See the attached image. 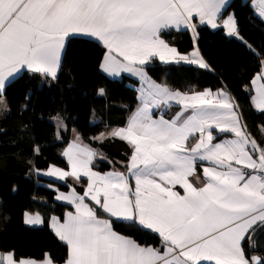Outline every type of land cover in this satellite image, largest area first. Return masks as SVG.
<instances>
[{"label":"snow or ice","instance_id":"snow-or-ice-1","mask_svg":"<svg viewBox=\"0 0 264 264\" xmlns=\"http://www.w3.org/2000/svg\"><path fill=\"white\" fill-rule=\"evenodd\" d=\"M259 3L264 22V0ZM229 7V0H0V97L7 82L25 71L55 80L73 38H95L105 50L100 68L106 74L127 72L144 85L127 124L93 137L127 143L124 171L94 170L98 153L77 133L62 152L64 167L49 164L44 172L55 200L70 209L47 221L66 247L62 264H264V256L249 255L257 250L252 237L264 232V142L246 130L227 91L184 93L148 75L157 58L210 69L198 48L201 26L225 30L256 55L235 13L225 15ZM169 30L190 31L191 52L166 42ZM251 83L252 104L264 113V61ZM173 106L179 110L166 119ZM0 110L9 111L6 99ZM54 119L65 127L59 115ZM33 151L42 150L36 145ZM25 215L31 226L46 222ZM114 223L154 234L159 247L118 233ZM0 264L56 261L13 250L0 253Z\"/></svg>","mask_w":264,"mask_h":264},{"label":"trees","instance_id":"trees-1","mask_svg":"<svg viewBox=\"0 0 264 264\" xmlns=\"http://www.w3.org/2000/svg\"><path fill=\"white\" fill-rule=\"evenodd\" d=\"M230 4L227 12L235 13L240 32L256 55L238 40L228 37L223 29L201 26L198 47L210 69L179 63L161 64L154 60L148 66V74L186 92L226 88L239 106L246 130L258 142H264L261 132L264 113L253 107L250 91L251 79L264 61V22L249 2L231 0ZM163 38L180 52L193 48L190 31L169 30ZM104 51L92 38H73L64 51L55 80L25 71L8 82L4 96L0 97L6 99L9 106V111H0V251L14 250L19 257L34 259H43L49 254L56 263H62L66 247L47 221L53 214L61 216L69 207L55 201V192L41 183L44 179L38 172L53 163L64 167L66 160L62 150L71 128L99 152L100 157L94 163L97 170L123 167L127 162L130 153L126 142L118 138L102 143L93 139L111 127L124 125L138 102L136 78L126 74L113 78L101 70ZM100 88L104 89L103 95L99 93ZM57 115L66 127L60 133L51 120ZM36 145L42 150L39 155L33 151ZM56 186L67 189L63 183ZM79 188L77 185L78 191ZM26 212L39 213L46 222L42 226H27ZM114 229L142 245H160L154 234L135 225L114 223ZM252 238L257 250L250 251L249 255L264 256V232H257Z\"/></svg>","mask_w":264,"mask_h":264},{"label":"crops","instance_id":"crops-1","mask_svg":"<svg viewBox=\"0 0 264 264\" xmlns=\"http://www.w3.org/2000/svg\"><path fill=\"white\" fill-rule=\"evenodd\" d=\"M230 1L231 0H229V3H230ZM243 1H245V2H249L250 3V5L253 7V9H254V11H255V13L258 15V12H259V9H260V3H259V0H243ZM228 13H232V12H226L225 13V15H227ZM259 16V15H258ZM210 28V27H209ZM211 29V28H210ZM213 30V29H212ZM173 31H184V30H173ZM225 31V30H224ZM191 33V32H190ZM192 34V33H191ZM192 36H193V34H192ZM93 40H95V38H92ZM164 39V38H163ZM96 41V40H95ZM166 42H168V41H166ZM100 43V42H99ZM101 44V43H100ZM170 44V43H169ZM102 45V44H101ZM171 45V44H170ZM173 46V45H172ZM199 48V47H198ZM192 50V49H191ZM191 50L190 51H188V52H191ZM180 52V51H179ZM181 53H187V52H181ZM201 53V52H200ZM64 54V53H63ZM203 56V55H202ZM62 57H63V55H62ZM204 58V57H203ZM205 59V58H204ZM156 61H158L159 63H161V64H169V63H164V62H161V61H159L158 60V58L157 59H155ZM154 61V60H153ZM61 62H62V60H61ZM103 62V58H102V60H101V63ZM174 63V62H173ZM179 64H187V63H183V62H181V63H179ZM188 65V64H187ZM195 66V65H194ZM60 68H61V66H60ZM60 68L58 69V73H59V71H60ZM102 70V69H101ZM103 71V70H102ZM104 72V71H103ZM105 73V72H104ZM258 73V72H257ZM256 73V74H257ZM21 74V73H20ZM20 74H18V75H20ZM123 74H126V75H129V76H132V77H134V78H136L137 80H138V84H137V87H136V89H137V99H138V102H137V104L135 105V107L133 108V110L130 112V114H129V116L127 117V119H126V122H125V124L124 125H122V126H116V127H111L109 130H107V131H105L104 133H107V132H109V131H111L112 129H115V128H121V127H124L126 124H127V122H128V119H129V117H130V115L133 113V112H135L136 110H137V108L140 106V99H139V97L141 96V89L144 87V85H143V83H142V81H141V78L140 77H137V76H134L133 74H130V73H127V72H124V73H121L119 76H111V77H113V78H118V77H120L121 75H123ZM255 74V75H256ZM17 75V76H18ZM58 75V74H57ZM108 75V74H107ZM149 75V74H148ZM254 75V76H255ZM110 76V75H109ZM253 76V77H254ZM253 77H252V79H253ZM50 79V78H49ZM152 80H154L155 82H157V83H159V84H164V83H162V82H159V81H157V80H155V79H153V78H151ZM252 79H251V81H252ZM12 79H10L8 82H10ZM8 82H7V84H8ZM164 85H167L170 89H172V90H177V91H181V90H179V89H175V88H173V87H171V86H169L168 84H164ZM253 88V85H252V83H250V91H251V89ZM100 89H103V88H100ZM100 89H99V93H100ZM206 89H211V88H203V89H200V90H193V91H204V90H206ZM221 89H223V90H225V91H227L228 93H230L226 88H224V87H219V88H216V89H211L213 92H216L217 90H221ZM104 90V89H103ZM193 91H188V92H186V91H181V92H184V93H191V92H193ZM255 93H254V91H251V96L252 95H254ZM231 95V94H230ZM232 96V95H231ZM232 98H233V96H232ZM2 99V98H1ZM233 100H234V98H233ZM234 102H235V100H234ZM251 103H252V100H251ZM235 104H236V102H235ZM253 105V104H252ZM254 107V106H253ZM255 108V107H254ZM256 109V108H255ZM179 109H178V107H176V106H173L172 108H170L168 111H167V114L165 115V118L167 119V118H171V116L172 115H174V113L176 112V111H178ZM257 110V109H256ZM238 113H239V111H238ZM157 115H159V112H157ZM240 115V114H239ZM55 117H53L51 120L55 123V125H56V129H57V132L58 133H60L61 131H65V129H66V127H60V128H58V121L56 120V119H54ZM60 119H62V118H60ZM63 120V119H62ZM63 122H64V120H63ZM91 122H94V120H91ZM242 122V121H241ZM64 125H65V122H64ZM73 130H75V132L73 131ZM79 134V136H80V140L82 141V143L83 144H85V145H88V146H90L83 138H82V136H81V134L75 129V128H71L70 129V131H69V138H68V140H67V143L65 144V146H64V148H63V150L67 147V145H68V143L69 142H71V141H73V139H74V136H75V134ZM99 135V134H98ZM97 135V136H98ZM222 138H224V137H222ZM91 148H93L92 146H90ZM93 149H95V148H93ZM63 150H62V152H63ZM96 150V149H95ZM97 151V150H96ZM97 153H99V152H97ZM97 157H100V154H98L97 155ZM96 157V158H97ZM96 158H95V160H96ZM65 159V158H64ZM95 160L93 161V164L95 163ZM47 169V168H46ZM46 169H44V170H41L40 172H38V176L40 177V178H42V179H44L41 183L43 184V185H45V186H47L48 187V185L52 182V179L50 178V177H47L46 175H44V172H45V170ZM94 170H96V171H99V170H97L95 167H94ZM111 171H124V168L123 167H111L109 170H106V171H99V172H101V173H105V172H111ZM198 171H199V169H198ZM200 175H201V179H203V176H202V172H200ZM192 180H193V182L194 183H196V184H199L200 183V181H197L196 179H195V177H192ZM69 181H71V180H69ZM72 182V181H71ZM55 187L57 188V186H56V184H55ZM49 188V187H48ZM61 192H68L69 191V189L67 188V189H65V190H62V189H59ZM180 191H181V193H182V189H179ZM57 193H55L54 194V199H55V195H56ZM56 201V200H55ZM58 202V201H57ZM58 203H61V204H64V205H66L64 202H62V201H59ZM67 206V205H66ZM67 210H70L69 208H67V209H65L64 210V212L65 211H67ZM63 212V213H64ZM26 213H28V214H30V215H32V216H39V217H43L41 214H39V213H31V212H26ZM25 213V214H26ZM63 213H62V215L61 216H59V215H57V214H53L52 216H57V217H61V218H63ZM51 216V217H52ZM27 217H26V215L24 216V222H25V219H26ZM26 224V223H25ZM27 226H31V225H28V224H26ZM39 226H42V225H39ZM115 230V229H114ZM116 231V230H115ZM53 232V231H52ZM119 233V232H118ZM121 234V233H120ZM122 235H124V234H122ZM126 236V235H125ZM63 243V242H62ZM150 246H153V245H150ZM156 247H159V246H156ZM6 252H9V251H6ZM0 253H5V252H2V251H0ZM36 260H42V259H36ZM56 264H59V263H56ZM60 264H62V263H60Z\"/></svg>","mask_w":264,"mask_h":264},{"label":"rangeland","instance_id":"rangeland-1","mask_svg":"<svg viewBox=\"0 0 264 264\" xmlns=\"http://www.w3.org/2000/svg\"><path fill=\"white\" fill-rule=\"evenodd\" d=\"M1 111V110H0Z\"/></svg>","mask_w":264,"mask_h":264},{"label":"water","instance_id":"water-1","mask_svg":"<svg viewBox=\"0 0 264 264\" xmlns=\"http://www.w3.org/2000/svg\"><path fill=\"white\" fill-rule=\"evenodd\" d=\"M257 256V255H256Z\"/></svg>","mask_w":264,"mask_h":264}]
</instances>
